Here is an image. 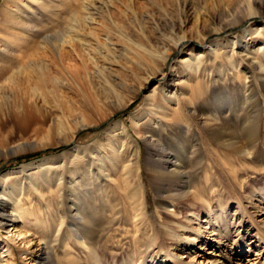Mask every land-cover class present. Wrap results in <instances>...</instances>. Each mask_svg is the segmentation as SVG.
<instances>
[{"label":"bare ground","instance_id":"obj_1","mask_svg":"<svg viewBox=\"0 0 264 264\" xmlns=\"http://www.w3.org/2000/svg\"><path fill=\"white\" fill-rule=\"evenodd\" d=\"M59 1L58 6L61 7L63 16H58L59 13L53 10L52 0H4L0 6V127L4 124V118L9 115L24 121L29 115L28 111L33 109L35 113H39L40 104H48L47 97H51L59 106L65 100L62 89L67 87L75 90L84 103L82 108L63 112L55 123H50L44 133L45 139L48 138L45 147L50 144H73L79 132L108 122L111 116L128 108L132 102L131 97L124 96L127 89L125 80L116 78L118 82L113 83L115 79L111 80L108 76L115 48L108 45L109 41L99 43L97 27L93 23L92 8H116L114 1L97 0L98 6L91 2L89 7L83 3L80 9L71 11H68V0ZM243 2L244 7H239V12L236 11L237 8L233 12L226 2L224 14L220 13L219 16L215 14L216 10L207 9V4L202 9H192L178 31L173 32L174 35L161 36L154 41L145 39L146 43H137L135 49L138 62L145 69L153 70L143 78L140 91L147 90L155 80H163L165 84L166 76L174 77L167 64L174 53L179 54V67L186 79L181 93L187 95L185 100L191 105V113L200 111L198 114L202 128L206 136L219 147L221 164L228 167L234 160L256 161L252 148L241 147L238 150L241 158L234 156L228 149L233 151L238 147L236 136L240 129L253 133L263 116L261 101L254 95L255 81L251 80L254 76L247 74L249 67L244 62L254 68L257 83L264 87V10L262 0ZM93 5L95 7H91ZM39 10L48 12L52 20L60 18V29L43 33L40 29L43 19ZM86 27L90 31L88 35L96 39V44L85 41ZM232 29H237L235 35L227 36ZM91 49L98 50V58L90 55ZM66 55L75 59L67 61ZM55 67L60 69L59 73L54 70ZM159 73L161 80L155 77ZM156 85L146 95L143 106L132 115L131 120L134 125H139L135 133L145 143V170L149 173L150 181L158 187V205L164 207L167 206L165 200L182 196L190 188L188 182L186 184L182 179L188 172L183 170L180 161L182 152L186 153L188 150L180 147V150L171 151L168 140L175 131L181 132L182 128L187 131L181 133L190 134L194 139H198V135L193 132L189 122L185 121L184 101L177 99L176 92L170 98L166 96L170 85L164 88ZM240 85L245 92L243 98H239L238 93L230 92L238 91ZM25 88L39 95L40 98L36 99L41 100V103H37L36 99L25 101ZM221 88L226 91H220ZM171 102L175 108L169 112L167 107ZM48 116L49 114H42V125H46ZM123 126L124 123L120 120L98 134L95 142L75 144L72 150L58 156L57 165L51 168L53 171L46 170L28 179V186L14 183L6 187L5 180L0 178L1 226L7 222L5 217L21 219L35 211H46V217L39 225H31V228L38 230L37 241L41 243L36 244L41 245L40 255L32 259L36 260V264H75L71 252L72 241L76 239L79 245L87 248L85 238L95 239L94 234L100 227L101 219L109 212L111 222H114L120 215L121 210L114 205L118 189L128 190L127 199L136 212L135 216L144 217L147 208L139 184L140 174H136L134 182L122 174L116 177L101 159L107 154L108 144L115 151L114 156H117L116 147L124 146V137L113 136ZM7 140H0V158L9 155V152H15L16 148L26 142ZM198 151L200 152L198 144H194L189 153L197 155ZM136 154L137 149L134 147L131 154L134 162H131L139 169ZM257 161L260 166L261 160ZM114 164L111 163V166L114 167ZM126 166L127 164L119 169L128 173ZM162 181H169L164 189L159 188ZM44 182L49 183L47 188H41ZM67 221L70 224L65 228L63 225ZM41 232L44 234H40ZM57 240L64 243V254L56 257L63 263H54L52 259L53 243ZM79 262L84 263L81 259Z\"/></svg>","mask_w":264,"mask_h":264},{"label":"rangeland","instance_id":"obj_2","mask_svg":"<svg viewBox=\"0 0 264 264\" xmlns=\"http://www.w3.org/2000/svg\"><path fill=\"white\" fill-rule=\"evenodd\" d=\"M3 1L0 0V6ZM96 1L68 0V11L80 9L83 3L88 6L97 3ZM113 1L116 8L98 6V3L97 9L92 8L93 23L97 27L99 43L109 41L108 45L115 48L108 76L111 80L115 79L113 83L118 82L116 78L125 80L127 89L124 91V96L131 97V104L128 108L111 116L108 122H102L82 130L77 134L74 143L68 145L51 146L50 144L45 147L44 144L48 138L45 139L44 133L50 123H55L57 117L61 116V113H66L70 109L82 108L84 105L80 95L71 87L62 89L65 100L60 102L59 106L53 102L51 97H47L48 104H40L41 111L39 113L38 111L35 113L33 109L28 111L29 115L24 121H19L12 115L7 116L2 122L4 123L2 128L0 127L1 136H7L5 139V136H0V140L8 139V142H13V139L14 142H26L16 148L15 152H9V155L0 158V178L5 180L4 185L8 187L18 183L28 186L30 178L57 165L58 156L72 150L75 144L85 145L95 142L98 134L105 132L108 126L121 120L124 126L115 131L113 136L124 137V146L120 148L117 146V156H114L115 151L111 150L108 144V148L106 146L107 154L103 155L101 159L107 163L111 174L116 177L122 174L134 182L136 174H140L138 179L147 209L143 218L136 217V212L127 199L128 190L118 189V198L114 201V205L121 210L120 215L114 222H111V215L108 212L107 216L101 219L100 227L94 234L95 239L85 238L87 248L79 245L76 239L72 241L71 252L75 264H80L79 259L84 262L81 264H264V87L257 83L254 68L244 62L249 67L247 74L254 76V78L251 77V80L255 81L254 95L262 104V120L255 126V134L254 132H243L240 129L236 136L238 147L233 151L228 150L233 152L234 156L241 158V153H238L241 147L252 148L256 161L245 159L246 161L239 162L234 160L228 167L222 165L219 160V147L206 136L198 114L200 111L191 113L189 111L191 105L185 100L187 95L181 93L186 79L182 68L179 67V54L174 53L167 64L173 71L174 77L166 76L165 84L163 80H155L147 90L142 89L143 91H140L143 78L150 75L153 70L145 69L138 62L135 54L137 43H146L148 39L154 41L161 36L174 35L173 32L178 31L192 9L198 7L202 9V6L207 4L205 7L211 8V11L216 10L215 14L219 16L220 13H223L226 2L233 12L236 8V11L239 12L241 7H244L243 0ZM52 2L53 10L59 13L58 16H61L62 9L58 6L60 1L52 0ZM263 2L262 0L264 10ZM238 3L240 4L237 5ZM40 16L43 19L42 28L40 27L43 33L46 31V33H52L60 29V18L52 20V17H49L48 12L45 11H41ZM236 31L237 29L230 30L227 36L235 35ZM89 33L90 31L86 27L85 41L96 44V39L89 36ZM145 39L147 40L145 41ZM90 55L98 58V50L91 49ZM66 57L67 61L70 58L75 59L70 55H66ZM72 59L70 61L74 62ZM54 70L58 73L60 71L57 67ZM155 77L161 80L160 73ZM155 83L160 88L170 85L166 96L170 98L171 94L176 92L177 99L184 101L185 121L189 122L193 132L198 135V139H194L190 134L181 133L187 131L182 128L181 132L175 131L168 140L171 151L180 150V147L188 150V153L186 152L188 155L182 152L180 161L183 164V170L188 172L182 176V179L186 184L188 182L190 188L182 196L165 200L167 206L164 207L158 205L156 195L158 187L150 181L149 173L145 170V143L142 137L135 133L139 125L137 127L131 120L132 115L143 106L146 95L150 94ZM238 89V91L230 90V92L238 93V97L243 98L245 96L244 88L240 85ZM220 91L225 92L226 89L221 88ZM24 92L23 99L25 101L40 98L30 89L25 88ZM36 100L37 103H41V100ZM58 100L61 101L59 98ZM167 108L169 112L174 109L173 102L168 104ZM42 114L46 116L49 114L46 125H42L40 122ZM13 120L14 122H12ZM165 122L168 123V117ZM10 124L13 125V128ZM4 125L5 127H3ZM7 130L9 134L8 132L4 133ZM43 136L44 138H41ZM194 144H198L200 148V152H197L200 157L189 153L194 148ZM134 147L137 149L139 169L133 163L134 158L131 155ZM257 159L261 160L260 166L257 165ZM113 162L115 163L114 167L111 166ZM126 164L128 173L119 169ZM129 164L133 166L131 167ZM51 170L53 171V169ZM161 184L159 188L164 189V186L169 185V181H162ZM48 185L49 183L44 182L41 188H47ZM45 214L46 211L43 209L41 212L35 211L32 215L23 216L21 219L4 218L7 222L0 225V264H36V260L32 259L40 255L41 245L37 246L36 244L41 243L37 241L38 230L31 228V225H39L46 217ZM69 224L70 222L67 221L63 227H69ZM63 246L64 243L61 240L53 243L52 259L54 263H63L56 258L64 254Z\"/></svg>","mask_w":264,"mask_h":264}]
</instances>
